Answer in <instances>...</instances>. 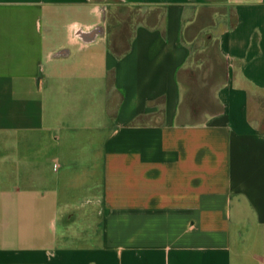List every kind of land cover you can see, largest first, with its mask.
Segmentation results:
<instances>
[{
    "label": "crops",
    "instance_id": "crops-1",
    "mask_svg": "<svg viewBox=\"0 0 264 264\" xmlns=\"http://www.w3.org/2000/svg\"><path fill=\"white\" fill-rule=\"evenodd\" d=\"M208 39L223 111L179 125ZM0 264H264V0H0Z\"/></svg>",
    "mask_w": 264,
    "mask_h": 264
},
{
    "label": "trees",
    "instance_id": "trees-1",
    "mask_svg": "<svg viewBox=\"0 0 264 264\" xmlns=\"http://www.w3.org/2000/svg\"><path fill=\"white\" fill-rule=\"evenodd\" d=\"M206 12L207 25L211 24V14ZM132 12L128 8H118L111 17L108 48L116 56L129 50L131 36L130 20ZM205 49L195 53V61L202 63L201 68H185L178 71V79L187 87L179 107L177 123L179 125L194 124L204 118L206 113L223 111V106L214 98L212 88L223 83L227 77V64L222 56L218 42L207 40ZM208 74L204 76V72Z\"/></svg>",
    "mask_w": 264,
    "mask_h": 264
},
{
    "label": "rangeland",
    "instance_id": "rangeland-1",
    "mask_svg": "<svg viewBox=\"0 0 264 264\" xmlns=\"http://www.w3.org/2000/svg\"><path fill=\"white\" fill-rule=\"evenodd\" d=\"M206 34H207V31L200 33L199 41H200L201 48L203 47L202 45H203L204 38H205Z\"/></svg>",
    "mask_w": 264,
    "mask_h": 264
}]
</instances>
